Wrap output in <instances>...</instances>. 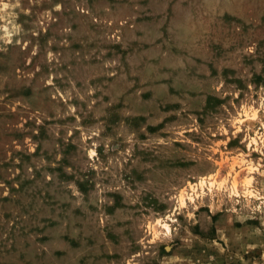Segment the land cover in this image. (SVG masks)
<instances>
[{"label":"rangeland","instance_id":"obj_1","mask_svg":"<svg viewBox=\"0 0 264 264\" xmlns=\"http://www.w3.org/2000/svg\"><path fill=\"white\" fill-rule=\"evenodd\" d=\"M0 264H264V0H0Z\"/></svg>","mask_w":264,"mask_h":264}]
</instances>
